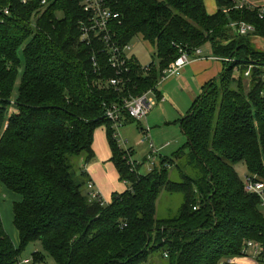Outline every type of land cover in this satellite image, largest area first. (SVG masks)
Returning a JSON list of instances; mask_svg holds the SVG:
<instances>
[{
    "label": "trees",
    "instance_id": "1",
    "mask_svg": "<svg viewBox=\"0 0 264 264\" xmlns=\"http://www.w3.org/2000/svg\"><path fill=\"white\" fill-rule=\"evenodd\" d=\"M22 1L0 0V187L21 197L13 207L18 245L0 211V264H20L37 243L45 255L33 254L34 264L46 256L55 264H221L247 241L264 246L263 200L246 191L236 168L244 164L247 178L264 184V49L255 44L264 41L262 6L215 0L210 15L205 0H107L120 14L116 40L125 46L141 36L158 58L146 70L132 57L120 92L101 84L115 72L104 59L95 69L93 48L79 41L87 14L77 2ZM242 22L255 31L235 36L231 24ZM208 44L222 74L176 122L186 144L169 158L156 145L155 168L141 175L113 138L107 107L150 90L160 102L159 83L180 51ZM101 127L128 185L110 204L89 196L90 177L77 163L83 154L86 165L95 159ZM163 193L183 196L176 218H157Z\"/></svg>",
    "mask_w": 264,
    "mask_h": 264
},
{
    "label": "built area",
    "instance_id": "2",
    "mask_svg": "<svg viewBox=\"0 0 264 264\" xmlns=\"http://www.w3.org/2000/svg\"><path fill=\"white\" fill-rule=\"evenodd\" d=\"M72 1L77 2L87 14L86 20L80 22L81 36L79 41L81 44L93 48L91 60L94 68L97 69L100 59H104L108 66L115 72L114 78H110L106 82H101V84L106 88H113L116 91L124 92L130 83L129 79H127V74L130 72L128 63L132 59V56L129 55L132 48L130 44L122 46L116 40L113 25L116 21L120 20V14L114 11L107 0ZM22 2L26 4L27 0H23ZM42 4L47 5L46 0H42ZM244 6L251 9L255 8L253 5H248L242 0L240 7ZM5 13L8 14V11H5ZM259 17L264 19V6L260 7ZM231 28L235 36H245L255 31L252 25L243 22L232 23ZM180 52L181 56L164 71L159 86L166 80L180 78L184 69L190 64V55L182 50ZM193 53L200 56L202 51L201 49H196ZM144 68L146 70L150 69L149 66ZM158 102L156 91L150 90L141 96H130L122 100V104H113L106 109L105 116L113 123V138L127 152L128 163L130 165L134 166L135 163H133L129 149H126L129 141L122 136V128L129 119L138 123H142L144 120L147 122L148 116L158 105ZM139 132L143 136L140 144L146 145L149 150L147 162L150 164V172L155 168L157 159L160 156V150L153 141L152 129L148 123L146 126L141 127ZM245 188L247 192L257 193L262 198L264 184L256 182V177H246ZM87 189L92 199L100 201V193L97 192L93 182L88 184ZM23 262L24 264L30 263L29 260H26L21 261L20 264H23ZM221 264H264V246L254 241H247L239 256L226 258Z\"/></svg>",
    "mask_w": 264,
    "mask_h": 264
},
{
    "label": "crops",
    "instance_id": "3",
    "mask_svg": "<svg viewBox=\"0 0 264 264\" xmlns=\"http://www.w3.org/2000/svg\"><path fill=\"white\" fill-rule=\"evenodd\" d=\"M205 5L210 15L218 11L215 0H205ZM201 51L202 54L200 56L195 53L190 55V64L184 69L180 78L169 79L160 84L158 89L162 99L156 106L157 110L151 112L149 115L151 117L147 119L152 132L167 131L170 133L175 131L179 126L176 122L186 116L193 103L202 95L203 88L222 74V61L212 56L210 45L204 46ZM168 104L174 107L173 110L169 111L168 108L166 109ZM169 116L173 117L170 118ZM127 125L128 121L124 126ZM176 137L178 136L176 135ZM183 142L185 143V141ZM165 148L167 147L165 146ZM93 150L95 159L88 165L84 164L83 167L88 173L91 182L95 184V188L100 193L101 198L105 203L110 204L113 195L122 194L128 189V185L120 181L115 166L111 162L112 152L108 144L105 127H101L95 132ZM173 150V153L177 151L176 149Z\"/></svg>",
    "mask_w": 264,
    "mask_h": 264
},
{
    "label": "rangeland",
    "instance_id": "4",
    "mask_svg": "<svg viewBox=\"0 0 264 264\" xmlns=\"http://www.w3.org/2000/svg\"><path fill=\"white\" fill-rule=\"evenodd\" d=\"M248 5L253 6H264V0H244ZM255 44L259 47V49H264V41L255 40ZM132 50L130 51L129 55L135 57L142 67H147L151 64L157 65L158 58L156 54L155 48L147 41H145L141 36H136L130 43ZM21 59H23V55H21ZM235 74L237 75L238 72L236 71ZM21 75V71H20ZM20 78V76H19ZM20 85V79L16 84L15 89V99L18 92V88ZM172 92V91H170ZM169 92V96L171 97V93ZM185 100V99H184ZM182 106V105H181ZM170 111L173 110V106L170 104L166 105V109ZM155 109V110H154ZM152 112L156 111L157 108L155 107ZM10 114H13V109H10ZM169 113V112H168ZM175 116V115H174ZM151 116H148V118ZM170 117V116H169ZM173 117V116H171ZM170 117V118H171ZM147 122L144 120L142 123L133 122L129 123L127 126H124L121 133L125 139H128L129 143L126 146V149L133 148L135 149V154L133 155V163H138V165H142L140 167V174L145 176L149 173L150 164L144 160L145 156L148 154V147L146 145H141L140 142L142 140V133L139 132L141 127L146 126ZM170 134V135H168ZM176 135L178 137H176ZM152 138L155 144L158 147H162V155L165 158H169L173 155V149H180L182 146L186 144V139H184V135L181 131L180 126L177 127L175 131L168 133L167 131H160L154 133L152 132ZM108 140V139H107ZM185 141V143L183 142ZM109 144V143H108ZM169 145L165 148L166 145ZM164 146V147H163ZM177 147V148H176ZM86 162V155L83 154L79 161L77 159V163H79L82 167ZM239 172V177L241 180L245 181L246 177L248 176L247 169L244 164H239L237 167ZM115 172V169L113 167ZM185 169H183L184 171ZM117 173V172H116ZM173 179L178 181L177 178V171L173 172ZM262 200H264V192L262 195ZM21 201V197L13 192H10L8 189L4 188L3 186L0 187V211L2 215V219L4 222L5 229L10 237L13 239L14 243L18 245V233L14 226V214H13V207L14 204L19 203ZM184 202V198L182 195H170L168 193H163L161 198L158 201L157 207V218L158 219H170L176 218L179 214L180 208ZM261 211L264 214V205L261 206ZM36 252H40L44 254L43 248L41 244H30L28 245L21 256V261L29 260V264H34L32 262V255ZM160 260L159 256H153L151 261L156 263ZM24 264V262H23ZM43 264H55L54 260L49 256H46V259Z\"/></svg>",
    "mask_w": 264,
    "mask_h": 264
}]
</instances>
